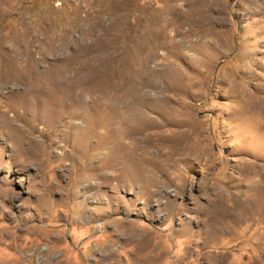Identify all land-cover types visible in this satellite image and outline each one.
Returning a JSON list of instances; mask_svg holds the SVG:
<instances>
[{
    "label": "rangeland",
    "instance_id": "1",
    "mask_svg": "<svg viewBox=\"0 0 264 264\" xmlns=\"http://www.w3.org/2000/svg\"><path fill=\"white\" fill-rule=\"evenodd\" d=\"M0 264H264V0H0Z\"/></svg>",
    "mask_w": 264,
    "mask_h": 264
},
{
    "label": "bare ground",
    "instance_id": "2",
    "mask_svg": "<svg viewBox=\"0 0 264 264\" xmlns=\"http://www.w3.org/2000/svg\"><path fill=\"white\" fill-rule=\"evenodd\" d=\"M158 134V133H157ZM157 140V139H156ZM167 140V139H166ZM171 140V139H170ZM162 140H160V142H161ZM164 141V140H163ZM159 142V141H158ZM164 142H166V141H164ZM171 143V142H170ZM163 144V143H162ZM166 145V144H165ZM181 147V146H180ZM162 148V147H161ZM185 149V148H184ZM162 151V150H161ZM188 153V152H187ZM162 155V154H161ZM135 158V157H134ZM134 158H131V159H134ZM130 159V160H131ZM136 159V158H135ZM134 159V160H135ZM132 161V160H131ZM131 161H128V162H130V164H131ZM137 161V160H136ZM126 162V161H125ZM175 162V161H174ZM133 164L135 163V162H132ZM128 164V163H127ZM140 164V163H139ZM151 164V163H150ZM154 164V163H153ZM136 166H137V164H135ZM155 165V164H154ZM135 167V166H134ZM146 167H147V165H146ZM154 167V166H153ZM147 169V168H146ZM150 170V169H149ZM142 171V170H141ZM154 172V171H153Z\"/></svg>",
    "mask_w": 264,
    "mask_h": 264
}]
</instances>
